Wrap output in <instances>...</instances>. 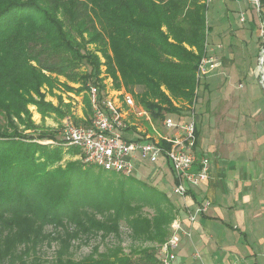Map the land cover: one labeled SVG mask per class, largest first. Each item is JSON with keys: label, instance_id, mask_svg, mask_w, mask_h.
Instances as JSON below:
<instances>
[{"label": "trees", "instance_id": "16d2710c", "mask_svg": "<svg viewBox=\"0 0 264 264\" xmlns=\"http://www.w3.org/2000/svg\"><path fill=\"white\" fill-rule=\"evenodd\" d=\"M208 10L204 0H0V114L13 127L0 123V264H45L37 251L53 240L59 247L51 264H159L151 246L126 252L96 244L72 255L74 240L120 237L122 221L134 241L162 244L177 209L166 192L135 177L123 175L125 182L116 173L111 182L100 166L97 175L80 159L60 163L63 147L39 141L55 140V131L25 132L36 129L28 104L43 116L69 113L41 92L59 75L81 82L77 92L90 81L103 88L100 58L87 47L94 43L117 86L142 87L137 99L156 117L177 112L173 100L192 97L207 54ZM83 64L90 70H77Z\"/></svg>", "mask_w": 264, "mask_h": 264}, {"label": "crops", "instance_id": "0c3cea01", "mask_svg": "<svg viewBox=\"0 0 264 264\" xmlns=\"http://www.w3.org/2000/svg\"><path fill=\"white\" fill-rule=\"evenodd\" d=\"M215 1L208 5L209 34L220 39L225 35L227 42L219 40L213 47L227 55L215 56L218 65L207 78L213 76V84L220 80L230 84L226 90L217 91L216 97L212 94L210 109H203L202 95L196 105V115L198 106L201 108L195 151L198 158L210 159V176L198 186L187 184L188 192L180 195L174 192L177 181L170 161L163 157L158 164L167 168V196L186 231L181 233L176 248L179 260L188 264H264V93L256 92V78L260 80L254 72L264 0L261 15L246 0H219L221 7ZM240 11L247 14L244 23L238 20ZM247 78L251 84L245 87L243 81ZM238 79H242L244 92L232 91ZM121 99L115 100L125 112L130 132L150 135L146 133V129L152 131L148 121H142L149 118L147 112L138 113V106H129ZM154 132L159 133L156 128ZM166 134L180 133L176 128H167ZM135 164L137 173H141L146 163L137 157ZM198 166L196 162L194 168ZM208 200L207 210L197 214L198 207ZM193 213L197 214L195 220L189 218Z\"/></svg>", "mask_w": 264, "mask_h": 264}, {"label": "built area", "instance_id": "2783aa9c", "mask_svg": "<svg viewBox=\"0 0 264 264\" xmlns=\"http://www.w3.org/2000/svg\"><path fill=\"white\" fill-rule=\"evenodd\" d=\"M214 0H206L207 6ZM258 15L263 12L261 0H246ZM240 22H246L247 14L240 11L238 14ZM261 43L259 47L258 63L256 67L257 76L264 86V19H261L259 27ZM218 65L217 58L212 55L203 57L198 67L200 76L207 75ZM90 101L93 109V117L90 124L80 125L67 123L63 141L68 145L77 146L85 155V161L100 166L108 171H114L124 176H133L136 171L135 160L156 162L160 157L169 160L176 178L174 192L185 195L188 192L187 184L198 186L209 178L211 162L208 157L198 158L195 146L197 141L196 105L187 113L178 112L176 120L172 114L167 113L163 119L165 128H176L180 134L175 136L161 135L166 144L152 135L139 136L130 132L125 118V112L117 101L108 96L98 84L90 83L88 87ZM125 103L134 106V100L130 95L125 97ZM198 163L197 169L194 168ZM210 201L204 202L197 209V214L206 211ZM197 214H191L190 219L195 220ZM173 233L161 244L159 250V264H188L178 259L176 248L181 239V233H186L176 218L172 223ZM188 234V233H187Z\"/></svg>", "mask_w": 264, "mask_h": 264}, {"label": "rangeland", "instance_id": "374dc122", "mask_svg": "<svg viewBox=\"0 0 264 264\" xmlns=\"http://www.w3.org/2000/svg\"><path fill=\"white\" fill-rule=\"evenodd\" d=\"M206 3V0H204ZM217 2V6H222V3H219V0H216L215 3ZM210 8V6H208ZM212 8V6H211ZM248 9H251V7H248ZM237 12L236 10H233ZM211 21V19H210ZM225 37V35H224ZM224 37L222 36L221 39L217 35L209 34L208 39H207V44H206V55H213L216 57H219L217 55H223L226 57L227 52L226 51H221L217 52L215 48L213 47V44H216L217 41L221 40V42H227V39L225 41ZM89 50L94 51L97 53V55L100 58L101 64H100V73H99V78L101 79L103 88L101 87L102 91H104L108 96L113 97L114 99L116 98H122L125 100V97L127 95H130L133 100H134V106H138L140 110H138V113L144 112L149 115V118H143L142 121L144 120L148 121L147 127L152 128V131H149L146 129V133H149L153 137L155 136L157 139L160 140V134L165 135L167 132V128L163 125V119L167 112H164L162 117H156L150 110H148L142 103H140L137 99V93L142 90V87L136 86L133 88V90H130L126 87L124 82H121L119 86L116 84V79L115 77L109 72L108 69V64H107V58L105 54L102 51H96V45L94 43L89 44L87 46ZM213 49V50H212ZM111 52V51H110ZM259 53V52H258ZM112 54V53H110ZM204 55V56H206ZM203 59V58H202ZM258 59V56H257ZM258 63V61H257ZM257 67V64H256ZM256 67L254 69V72L256 73ZM81 69V70H80ZM77 70L80 71H89L90 66L88 64H83ZM119 74V73H118ZM57 76L56 74H54ZM225 76V74H223ZM257 75V73L255 74ZM58 77V82L55 84L54 87L50 88L48 85H44L41 88V92L44 94V100L46 102L52 103L54 106H63V104L69 105L70 111L67 113L64 117H59L56 115L55 112H51V114H47L43 116L41 112H39L38 106L35 103H29L28 104V109L31 112L30 118L36 124V129L35 128H30L27 129L25 132L27 133H33V132H39L40 130H47L51 129L56 132V138L55 140L53 139H41L39 140L42 143H50L53 145H61L65 151L64 157L61 159L60 163L65 164L66 161L69 159H80L85 166L89 167L92 165V169L95 174H99V166H96L94 164H86L88 162L85 161V155L81 149L78 148V152L75 155H70L68 152V148H71L72 145H68L63 141V136L65 132V127L67 123H74V124H80V125H86L89 122L92 121L93 117V109H92V104L90 101V96H89V91L88 87L90 82L86 84V87L77 92L80 87H82L81 82H76L71 79H69L67 76L64 75H59ZM213 76H210L207 78V75L205 76H200L198 74V69L196 72V80H195V86L193 89V95L192 97L188 99H174V105L177 108L180 113H187L189 112L190 108L194 106L196 103L197 97L202 95L201 98V105L203 104V109L208 110L211 108V99H212V94L214 97H216V92L220 90H226L227 85L230 83L223 82L220 80V82L212 83ZM227 77V75H226ZM206 78V80H205ZM121 80V76H120ZM245 84V87L249 86L251 84L250 78H247L246 80L243 81ZM243 82L242 79H238L236 84L234 85V89L232 91L236 92H244L243 88ZM256 84V92L257 93H264V89L261 87L260 82H258V79L256 78L255 81ZM100 86V85H99ZM226 87V88H225ZM214 92V93H213ZM89 99L90 104L88 105L85 99ZM200 98V97H199ZM121 99V100H122ZM199 102V99H198ZM197 102V103H198ZM200 108L198 106L197 108V115H196V123L199 124L200 122ZM172 116L177 120L178 115L176 113H172ZM3 123L4 125L8 126L9 129L13 128L9 122L5 120L2 114H0V123ZM23 129V125L21 127ZM38 128V131H37ZM154 128L159 131V133L154 132ZM198 136V135H197ZM163 157H160L158 161L156 162H150L149 160H144L146 164H143V168L141 173H137V171H134V174L132 177H135L136 179L140 180L142 183H146L151 187H155L159 190H162L167 193V168L163 169L161 166L158 164L159 160H162ZM102 173V172H100ZM102 175H105L109 181L111 182H116V172L114 171H108L106 170ZM104 176V177H105ZM122 180L125 182H128L126 178L121 174ZM113 180V181H112ZM143 211L147 215H152L154 212V208L150 206H144ZM121 236L120 237H114V236H109L106 239H102L99 237H92L88 241H84L82 239H77L73 241V246L71 247V253L75 258H81L87 254H89L92 251V248L94 245L99 244L100 249L103 251L107 249L108 246L111 245H116V244H121L126 252H130L131 249H138L140 247H145V246H151L156 248L157 252V257L159 255V250L161 247V244H157L151 241H146V242H141V241H134L132 237L130 236L131 230L129 225L125 222L122 221L121 223ZM48 230H52V227H49ZM59 247V241L58 240H53L52 242L48 243L47 241L41 245V247L38 249L37 254H39L44 260L45 264H51L52 260L54 259L56 255V250ZM34 256V253L32 252L31 255L29 256V259H31ZM19 262V261H18ZM3 264H11L10 261H5Z\"/></svg>", "mask_w": 264, "mask_h": 264}]
</instances>
